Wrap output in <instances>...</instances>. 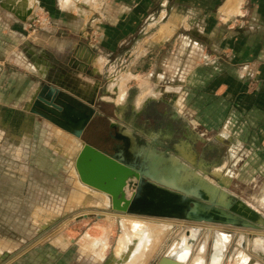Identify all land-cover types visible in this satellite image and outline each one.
<instances>
[{
  "label": "crops",
  "instance_id": "crops-1",
  "mask_svg": "<svg viewBox=\"0 0 264 264\" xmlns=\"http://www.w3.org/2000/svg\"><path fill=\"white\" fill-rule=\"evenodd\" d=\"M134 1L0 0V223L4 216L9 217L6 221H13L17 230V234L8 237L2 234L7 230L0 226V264H105L80 245L79 249L72 250L75 243L66 233L53 235V229L62 221L57 224L55 212L50 211L55 204H62L58 193L67 190L54 176L63 177L66 167L69 168L64 150L74 151L75 156L78 146L74 136L65 131L68 136L63 140L55 136L54 125L30 109L43 84L57 85L61 92L77 98L66 88L64 77L51 82L55 68L65 59H75L83 66L92 62L94 55L88 48L94 45L95 32L106 35L109 31L106 38L103 34V38L99 36L101 42L104 40L111 47H118L119 38L124 34L136 32L149 14L143 12V7L135 9ZM183 3L180 2L181 13L187 8ZM17 7L28 13L26 21L20 19L22 15L15 10ZM191 11L197 17L191 29L181 23L180 28L175 26L176 32L187 31L190 38L184 41L188 49L182 50L175 63L178 84L158 90L144 79L139 85L142 89L138 102L148 104L153 100L156 95L146 94L150 88L158 91L157 96L170 97L165 103L170 111L166 121L181 134L180 140H176L187 141L192 148L202 144L206 161L222 179L228 172L232 173L231 179L244 176L252 163L251 173L263 177L264 0H197ZM38 15L47 20L34 34H26L24 25ZM194 47L199 52L206 50L207 57L190 55ZM97 60L102 64L103 56ZM101 72L91 74L96 77ZM166 76V73L159 74V81ZM132 113L139 116L138 107ZM85 136L86 132L82 138L85 143L108 152ZM57 144H62V149L56 150ZM222 158L226 160L220 166ZM72 190L78 192V189ZM68 192L70 196V187ZM17 208L23 212L15 216ZM37 208L52 213L43 219L48 226L40 232L39 222L32 218ZM50 232V237L61 235L62 241L28 245L37 239L36 235L41 237ZM245 234L262 238V234ZM12 238L28 242L17 248L10 243ZM254 254L260 258L257 260L249 254V264H264V252ZM108 258L107 255L104 261Z\"/></svg>",
  "mask_w": 264,
  "mask_h": 264
},
{
  "label": "rangeland",
  "instance_id": "rangeland-1",
  "mask_svg": "<svg viewBox=\"0 0 264 264\" xmlns=\"http://www.w3.org/2000/svg\"><path fill=\"white\" fill-rule=\"evenodd\" d=\"M180 2H184V5H182L187 6V8L184 9L182 13L180 12ZM196 2L197 0H135L133 3L135 5V9L143 7V12H145L146 15L149 14L145 24L140 26L136 32L127 33L124 34L123 37H120V44H118V47H111L110 45L106 44L104 40L101 42L99 35L102 36L103 33L99 31L100 34L97 35V32H95L93 36L96 38V40L92 42L94 45L92 49L88 48L89 51H92V54L94 55L92 62L86 63L83 66L76 62L77 60L75 59H65L61 64H59V66L55 68L52 78H50L51 82H56V79L64 77V82L66 84L65 86L68 91L77 98L82 99L85 103L90 104V106L92 105V107L96 108L99 112L95 116L94 120H92L86 131L85 137L87 140L94 142L95 145L108 152H112V148L114 146L113 137L117 136L120 131H130L133 133L137 144L140 146L144 145L145 143H152L155 141L162 144L164 148L176 139L179 138L180 140L179 136H181V134L178 133L174 127L168 126L166 121L170 116V111L169 108L166 107L165 103L170 97L164 95L157 96L159 95L158 91L155 92L154 89L150 88L146 94L150 93V96H156L152 97L153 100L148 104H142L143 102L139 103L140 89H142L139 85L140 83L142 84L144 79L148 80L149 86H154L156 88L158 87V90L163 89L165 86L174 87L178 84V80H176V77L174 76L175 63L176 61H179L177 58H179L178 56H180L182 50L184 51L188 49L185 47L186 44L184 41L189 40L190 38L186 33L187 31L176 32L175 26L177 25L178 27L179 25L180 28L181 23L185 28H192L194 25L193 23H195L197 20L196 14H193V11H191ZM184 12H186V14H184ZM187 13L189 15H187ZM46 20L43 16H35L29 24L24 25V31L29 35L34 34L45 23ZM164 24H169V31L162 38L158 35V30L160 29L161 25ZM34 29L36 30L35 32L33 31ZM107 33L110 32H106V35ZM106 35L103 34L105 38ZM88 40L90 41V38ZM195 48L196 47L191 48L189 51L190 55H199L200 59L207 57L208 53L206 54L205 49V53H203V51L199 52L197 51V48ZM99 56H103L102 64L98 63L99 59L97 60V58ZM98 70L102 71V74L99 76L95 77L91 74L92 72H97ZM165 73L167 74L166 79L159 81L158 75H164ZM170 95L172 96L173 93ZM117 103H120L121 107L118 106ZM135 107H138V111L140 112L139 116L137 117H135L132 113V109ZM113 123L114 127L111 126ZM119 123L121 125H119ZM53 132L54 135L59 137L61 140H63L65 136H68L56 126L53 127ZM170 134L173 136L171 139H168L167 137ZM57 146V148L55 147L56 150L62 149L63 147L62 144H57ZM202 147V144H197L192 149L193 151L196 150L200 154V159H205L207 157ZM163 148L158 149L162 150ZM63 153L67 155L66 157L69 161L67 160L66 164H68L69 168L66 167V173L63 175V177L58 178L54 176V178L55 180L59 181V183H64V189L67 190L58 193L62 198L60 200L62 204H60V211H58L59 213L54 210V215L56 216L55 222H57V224L66 218L69 219V221L64 226V228H59L56 230V228H58L60 225L55 227L53 229L55 231L52 230L54 232L53 235L62 232L66 233V235H68L70 239L74 241L73 243H75L73 246H71L72 250L79 249V245L83 248V246L87 243H90L92 239L97 241V243L103 241L107 242L109 247L105 250L103 254L104 257H101V261L105 263L106 261H104V259L107 257V255L109 257L112 255V252L116 246V241L121 235L120 226L114 221V223L111 224L107 219L99 217L97 213H90L89 215L86 214L82 217L77 216L73 218V215L83 212L82 210H85L86 208L92 209L93 212L99 209H101V211L103 210L109 212V206L103 202L99 204L98 200L83 192L81 189H78L79 193H76L75 190H72L77 189L74 186L75 184L72 179L71 172H69L75 152L72 151L69 153L64 150ZM212 155L213 153H210L209 157H212ZM225 160V158L221 159L220 166L225 162ZM250 166L251 169L248 171L246 170V174L244 173L245 175L240 176L239 178L232 177L233 179H231L230 177L232 176V173H226L225 177L226 179H229V187L226 190L229 194H232L238 199L244 201L246 204L264 216V203L259 202V200L264 196V176L259 177V173H255L253 175V173H251L254 171L253 163L250 164ZM205 168L206 167L203 168L205 171H213L210 166L206 169ZM69 187L71 188L70 196L68 195ZM82 194L84 198L87 197V202L84 205H79V203L81 204V201L79 200L81 199ZM130 194L131 191L128 190L127 195ZM42 200L43 199L41 197L40 201L42 202ZM257 205L261 207H255ZM43 210L45 211L46 209ZM21 211L22 209L17 208L15 216L21 214ZM4 217L5 220L3 219V222L7 219L9 220V217ZM32 218L34 219V217ZM160 219L168 220L162 218ZM3 222L0 223V226L7 230L2 231L4 236L12 237L14 236V233L17 234V230H15L16 226L13 221ZM191 224L195 223L187 222V226H191ZM209 226L218 225L204 224V232L207 231ZM219 227H222V230L226 232L227 235H230V240L224 251L225 254L222 258L221 264H237V258H239L240 251L244 252V254H246L248 257L249 254H251L257 260L260 258L259 255L254 254L255 250L253 246L255 240L258 239V236L246 235L245 233H256L259 235L264 232L232 226ZM174 228L166 233L164 237L165 239L163 238L156 250H154L153 256L150 259L151 264H156L157 260L162 256V253L165 252L172 241L177 238L182 231L185 230L184 227ZM47 234L46 235L50 237L51 232ZM207 236V234H204L200 237L198 243L194 247L190 261L198 257L200 248L206 243L203 257L206 262L205 264H209L213 253V248L215 246V239L213 234H210L208 238ZM41 237H38L37 235L35 236L37 239ZM49 237L48 239L43 238L46 240L41 243H45L47 241L52 242V237ZM11 240L12 241H10V243L12 246H17V248L25 246L26 242H28L21 239L15 240L13 238ZM244 243H246V246ZM29 244L31 245L32 243L29 242L28 245ZM239 246L241 249H239ZM245 247L247 248L246 252L244 250ZM235 250V259L233 260L232 254ZM87 251L96 257L94 253L89 250Z\"/></svg>",
  "mask_w": 264,
  "mask_h": 264
},
{
  "label": "water",
  "instance_id": "water-1",
  "mask_svg": "<svg viewBox=\"0 0 264 264\" xmlns=\"http://www.w3.org/2000/svg\"><path fill=\"white\" fill-rule=\"evenodd\" d=\"M30 111L83 142L75 168L82 182L110 195L111 210L264 231V216L227 192L229 179L205 171L211 164L198 158L187 141L166 148L155 141L140 146L133 133L120 131L112 153L100 151L82 140L96 111L57 85L43 84ZM186 235L187 243L179 235L156 264H184L179 260L199 237Z\"/></svg>",
  "mask_w": 264,
  "mask_h": 264
},
{
  "label": "bare ground",
  "instance_id": "bare-ground-1",
  "mask_svg": "<svg viewBox=\"0 0 264 264\" xmlns=\"http://www.w3.org/2000/svg\"><path fill=\"white\" fill-rule=\"evenodd\" d=\"M15 10L17 11V13H19L20 15H22V17L25 18V21L27 20L26 16L28 13H24L22 11V8H19V7H17ZM168 31H169V24L163 25L160 28L158 35L163 38V36L166 33H168ZM74 138L75 139H73V140L75 141V145L78 146L77 153L75 154V156L72 159L73 163L71 165V170H70L72 179H73L74 184H75L74 186L77 189H81L83 192L94 197L96 200H98L99 204H101V202H103L104 204L105 203L108 204L109 212H106L103 210L101 211V209H99L97 211L95 210V212H93L92 209H87L85 207L86 209L82 210L83 212H79L76 215H73V218H75L77 216L82 217L86 214L89 215L90 213L91 214L97 213L99 217L107 219L108 222H110L111 224H113L114 222H117L118 225L120 226L121 235L119 233L120 236L116 241V244H115L116 246L112 252V255L108 258V260L105 262V264H148V262L150 261V259L153 256L154 250H156V248L158 247V245L160 244L162 239L165 237L166 233L174 227H184L185 230L180 233V235H181L180 240L183 241L184 243L188 242V236L186 235L187 231L190 232L191 234H193V233L197 234L198 233V235H199L198 240H196L195 243L192 245V249H191L190 254L187 255L186 252H184L183 253L184 255H182V257L179 261L183 262L184 264H205L206 262L204 260L203 253H204L205 248H206V246H205L206 243L204 245H202V247L200 248V253H199L200 256L198 254V257L194 258L191 261H190V258L193 254L194 247L198 243L200 237L204 234H207L208 235L207 238H208L210 234L211 235L213 234L214 239H215V246L213 248V253H212L211 259L209 261V264H221L222 258L225 254L224 251H225L226 246L228 245V242L230 240V235H227L226 232H224L222 230V227L221 228L219 227V226H224V225L212 224V225H218V226H209L207 231L204 232L205 231L204 224H211V223H195V224H191V226H187L188 221H184V220H176V219L169 220L170 218H162V219H168V220H161L160 217L137 216V215H131V214H126V213L115 212V211L111 210L112 209V202H111V197L109 194H107L106 192H103V191H101L95 187L87 185L86 183L81 181L80 176H79V174L75 168V160H76L80 150L83 147V142L76 137H74ZM83 198H84V196L82 194L81 199L79 200V201H81V204L79 203V205L86 204V202H87L86 198L87 197H85L84 199ZM259 202L264 203V196L259 200ZM67 203H69V202H67ZM73 204H74V202H73ZM255 207L258 208L261 206L257 205ZM54 210L56 212L60 211V204H55L54 208H52V210L50 212H54ZM45 211L42 208H37L33 214L34 220L36 222L37 221L40 222L39 223V226H40L39 232L44 230L45 227L48 226L46 224V220H45V223L42 222L43 219L45 217H47L48 215L52 214L50 212H47V211L45 212ZM55 218H56V216H55ZM172 220H176V221H172ZM68 221H69V219H67V218L64 219L61 222L60 226L58 228H56V230L59 228H64V226L68 223ZM178 221H180V222H178ZM191 223H194V222H191ZM26 234H28V233H26ZM261 234H262V238H258L257 240H255L254 245H253L254 250L260 251V254H261V252H264V233H261ZM60 236H57L54 238L52 237V239H53L52 243L56 244V243L61 242L62 240L60 241ZM48 237L49 236H47V235H43L41 238H38L36 240L31 241L32 244L30 246H32V245L34 246L38 243H41L44 240L48 239ZM43 238H46V239H43ZM108 247L109 246H108L107 242L103 241V242L97 243V241H94L92 239V241L90 243L85 244L82 249H85L86 251L87 250L91 251L92 253H94L96 255V257H98L102 260L101 257L103 256L105 250ZM169 247L170 246H168L167 250H165V251H168ZM164 253L165 252H163V254ZM249 261H250L249 257L246 254H244V252L240 251L239 252V258H237V264H249Z\"/></svg>",
  "mask_w": 264,
  "mask_h": 264
},
{
  "label": "flooded vegetation",
  "instance_id": "flooded-vegetation-1",
  "mask_svg": "<svg viewBox=\"0 0 264 264\" xmlns=\"http://www.w3.org/2000/svg\"><path fill=\"white\" fill-rule=\"evenodd\" d=\"M118 135V134H117ZM113 148L112 149H114V147L117 145V144H119V142L118 141H116L115 139H114V141H113ZM180 142L179 141H177V140H175V141H173V142H171L170 144H168L167 146H165L164 148H166V147H172L173 145H176V144H179ZM205 148V150H207L208 148H207V146H205L204 147ZM113 151V150H112Z\"/></svg>",
  "mask_w": 264,
  "mask_h": 264
},
{
  "label": "built area",
  "instance_id": "built-area-1",
  "mask_svg": "<svg viewBox=\"0 0 264 264\" xmlns=\"http://www.w3.org/2000/svg\"><path fill=\"white\" fill-rule=\"evenodd\" d=\"M33 31L35 32L36 30L34 29Z\"/></svg>",
  "mask_w": 264,
  "mask_h": 264
}]
</instances>
